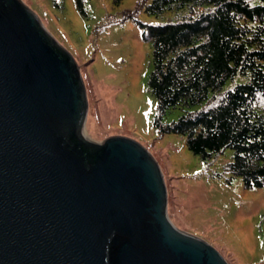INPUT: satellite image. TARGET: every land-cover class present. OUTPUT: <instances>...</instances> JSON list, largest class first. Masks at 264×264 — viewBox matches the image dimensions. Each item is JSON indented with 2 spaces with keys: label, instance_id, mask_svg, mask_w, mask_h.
I'll list each match as a JSON object with an SVG mask.
<instances>
[{
  "label": "water",
  "instance_id": "water-1",
  "mask_svg": "<svg viewBox=\"0 0 264 264\" xmlns=\"http://www.w3.org/2000/svg\"><path fill=\"white\" fill-rule=\"evenodd\" d=\"M73 58L21 0H0V264H228L168 217L154 157L83 134Z\"/></svg>",
  "mask_w": 264,
  "mask_h": 264
},
{
  "label": "rangeland",
  "instance_id": "rangeland-1",
  "mask_svg": "<svg viewBox=\"0 0 264 264\" xmlns=\"http://www.w3.org/2000/svg\"><path fill=\"white\" fill-rule=\"evenodd\" d=\"M21 1L76 64L88 102V139L103 144L122 137L144 147L161 169L168 217L178 229L209 243L228 264H264V188L246 189L241 178L226 172L233 151L204 162L189 151L185 137L155 131L157 99L149 90L153 48L141 24L162 26L175 18L147 15L142 7L152 0H87L86 15L74 0ZM248 81L238 73L220 93ZM183 114L174 109L164 122Z\"/></svg>",
  "mask_w": 264,
  "mask_h": 264
},
{
  "label": "trees",
  "instance_id": "trees-1",
  "mask_svg": "<svg viewBox=\"0 0 264 264\" xmlns=\"http://www.w3.org/2000/svg\"><path fill=\"white\" fill-rule=\"evenodd\" d=\"M74 1L86 15L87 0ZM254 2L152 0L142 7L147 15L170 14L175 22L141 24L153 48L149 90L157 99L155 131L185 137L189 151L204 162L233 151L226 172L249 190L264 188V0ZM238 73L249 81L221 94ZM178 108L184 114L164 122Z\"/></svg>",
  "mask_w": 264,
  "mask_h": 264
},
{
  "label": "bare ground",
  "instance_id": "bare-ground-1",
  "mask_svg": "<svg viewBox=\"0 0 264 264\" xmlns=\"http://www.w3.org/2000/svg\"><path fill=\"white\" fill-rule=\"evenodd\" d=\"M83 134H84V136H85L86 138H88L87 135H86V133L83 132Z\"/></svg>",
  "mask_w": 264,
  "mask_h": 264
}]
</instances>
